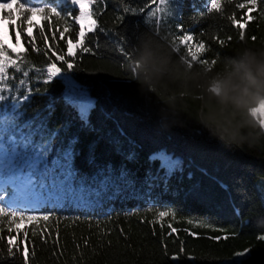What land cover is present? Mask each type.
I'll list each match as a JSON object with an SVG mask.
<instances>
[{"label": "trees", "instance_id": "16d2710c", "mask_svg": "<svg viewBox=\"0 0 264 264\" xmlns=\"http://www.w3.org/2000/svg\"><path fill=\"white\" fill-rule=\"evenodd\" d=\"M220 2L218 13L206 10L208 0H183L178 19L173 8L170 15L157 13L149 23L150 13L161 7L158 0H98L90 6L97 28L85 37L92 51L73 49L77 55L71 59L78 70L64 73L71 80L56 77L45 85L30 73V86L40 91L22 102L19 113L0 111V146L13 156V170L28 175L31 198L42 203L35 207L38 212H27L39 219L0 216V264H264V240L259 238L264 230L253 224L264 212L256 186L264 179V144L251 150L227 148L194 120L186 127L161 130L154 116L158 97L141 95L131 62L120 51L123 38L147 31L176 60H190L189 45L196 52L201 42L211 50L197 55L209 60L216 53L232 55L245 42L264 43V0L255 6L250 0ZM240 3L247 7L239 8ZM32 4L42 6L43 0ZM15 8L14 0L8 10ZM69 10L71 17L60 22L41 15L33 21V14L34 26L24 24L26 31L21 30L19 11L15 20H6L13 41L19 51L26 50L34 67H46L67 52L68 38L73 43L78 39V6L69 5ZM1 13L3 18L6 12ZM65 26L69 32L61 39ZM40 27L47 40L40 36ZM181 35H192L193 41L180 45ZM217 38L227 46L218 45ZM15 77L18 81L20 74ZM6 84L19 89L16 97L23 94L14 80ZM75 86L93 101L86 120L65 100ZM183 103L194 115L199 105L195 94H187ZM161 152L180 161L171 175L153 159ZM9 177L8 169L0 174L1 181ZM6 190L15 196V188L4 186L0 200H7ZM158 211L176 215L159 217ZM249 220L252 225L246 226ZM245 250L247 256L233 260Z\"/></svg>", "mask_w": 264, "mask_h": 264}, {"label": "clouds", "instance_id": "9594fccd", "mask_svg": "<svg viewBox=\"0 0 264 264\" xmlns=\"http://www.w3.org/2000/svg\"><path fill=\"white\" fill-rule=\"evenodd\" d=\"M131 69L143 97H158L154 116L161 130L186 127L194 120L227 148L256 149L264 144V43H243L232 55H219L214 66H189L173 58L169 47L152 31L140 35ZM195 94L194 115L184 100ZM264 230V212L253 218Z\"/></svg>", "mask_w": 264, "mask_h": 264}, {"label": "snow or ice", "instance_id": "6c2138e0", "mask_svg": "<svg viewBox=\"0 0 264 264\" xmlns=\"http://www.w3.org/2000/svg\"><path fill=\"white\" fill-rule=\"evenodd\" d=\"M13 2V0H0V9L8 10L10 9V5ZM16 2V8L15 10H8L6 11V14L4 15V19L11 22L16 19V16L14 15L15 11H19L20 16L22 17L21 20V30H25L23 28L24 24H27L29 27L34 26L31 20V17L33 14H39L41 15L42 19L44 20H50L51 18H55L57 22L60 21H66L68 18L71 17V12L69 10V5H71L73 8L78 6V18L76 19V23L79 25L78 29V39L75 43H73L72 38H68L66 40L67 45V52L64 54H59L55 56V61L62 62L64 66L66 67H58L57 63L55 61L50 62L46 67L40 68V67H34L33 62H31L30 57L27 55L26 50L24 52L19 51L15 46L8 45L7 41L4 39L3 35L0 34V82L4 83V87H0V102H6V103H0V110H11L15 111L16 113L20 112L21 104L22 102H29L32 98L33 93H39V89H34L30 86L29 76L30 73L33 74L34 79L41 80L43 84L47 85L49 84L54 78L61 77L64 81H70L71 76H68L64 73L67 72H73L78 69L75 68V65L71 58L75 57L77 55L76 52L73 51V49H80L84 53H88L92 51V48L88 47L85 44V37L86 33L94 32L97 28V21L94 19V12L91 9V5L98 2V0H43L42 6H37L32 4V0H15ZM161 7L157 8L155 11H152L150 13V16L148 17V22L151 23V18L155 17L157 13L164 12L167 15H170L173 11V8L176 10V18H179V11L184 8L183 0H158ZM227 2H231V0H227ZM251 4L253 6L256 5L257 0H250ZM209 7L206 8L208 12L216 11L221 12V2L220 0H208ZM239 8H246L247 5L244 3H240L237 5ZM193 8H195V4L192 5ZM251 10V9H250ZM125 12H128L129 9L127 7L124 8ZM135 11V10H133ZM182 28V25H180ZM69 32V27L65 26L63 28V31L59 32L60 38H65V33ZM39 34L44 39L47 40V36L45 34L44 27L39 28ZM29 36H31V33H28ZM140 35L134 34L132 37H125L121 40V44L124 45L120 49V51L124 54L127 62H132L133 60V54L135 51V47L133 44V41H135V45L138 42ZM15 38L17 43L20 41V32H16ZM35 38H33L34 41ZM229 40L231 38H228ZM240 39H244V34H240ZM193 41L192 35H181L179 37V44L180 45H189V42ZM32 43V42H30ZM217 43L220 46H227L224 39L217 38ZM7 45V47H6ZM8 49H11V52L15 54L16 58L13 59L12 56L9 55ZM39 51V49H36ZM177 51L179 48L177 47ZM211 49L206 47L205 43H199L197 45V51L193 52L192 47L189 45L187 51L190 54L191 59L190 60H184L189 64V66L194 65L193 62H197L200 65H207V66H214L217 59H218V53L215 54V58H212L211 60L204 58L201 59L198 57L197 52L199 53H205L206 51H210ZM67 57V58H66ZM51 61V58H49ZM27 65V67H25ZM9 68L13 70V75H9ZM130 71L132 72L131 65H130ZM19 73L20 78L18 81H16L15 74ZM128 78H132L129 76ZM12 79L16 83H18L21 87L24 88V92L21 96L16 97L15 92L19 89L15 88V84L12 87H9L6 84V81ZM10 96L12 97L10 99ZM65 100L68 104L77 107L79 109V115L82 120H86L88 117L89 109L93 105V101L88 98L86 91L80 88V86H75L74 90L70 91L66 94ZM258 112L260 123L264 125V111L256 110ZM44 155L47 156V151L44 152ZM153 159H159L161 161V169L166 170V175H171L174 169L179 168L180 161L177 159H174L172 156L166 155L164 153H159L158 156L153 157ZM4 193H7L8 198L7 200H0V216H6L11 217L12 221L15 220V218L20 217L22 219H39L38 216L28 215V211L38 212L39 208H31V209H24L19 208L17 209V204L11 203L14 199L13 195L10 194L9 191H5ZM3 193V194H4ZM2 195V194H0ZM259 205H260V211H264V187L260 190V198H259ZM9 209H17L9 211ZM148 211H153L151 208L148 209ZM156 215L159 217H167L172 216L175 217V212L170 211H158L156 212ZM243 214L241 213V216ZM44 220H48L49 216L44 215ZM189 223H192V221H188ZM252 221L249 220L246 222V226H251ZM200 227H207V225H200ZM35 235V233H33ZM25 236H27V233H25ZM261 240H264V235H261L259 237ZM11 240H8L9 244V254H12V248H11ZM239 256H244L245 253H237ZM237 264H246L245 261L241 260L238 261Z\"/></svg>", "mask_w": 264, "mask_h": 264}, {"label": "rangeland", "instance_id": "374dc122", "mask_svg": "<svg viewBox=\"0 0 264 264\" xmlns=\"http://www.w3.org/2000/svg\"><path fill=\"white\" fill-rule=\"evenodd\" d=\"M13 5H14V0L11 3L10 8ZM2 10H4L5 12L8 11L5 9H0V34H2L3 37H5L6 39H9L7 41L8 45H13L18 50H20V47L17 46L15 44V42L13 41L11 30H10V27H9L7 21L2 18V13H1ZM39 19H40L39 14L33 15V21H38ZM12 159H13V156L11 155V153L9 151H7V149L3 145H1L0 146V174L2 171H5L8 169L9 173H10V178L8 180H6V183H3V184L0 183V187H3L4 185L7 184V185L15 188V190H14L15 196H14V199L12 201H10L11 203H15L17 205L21 204V205H25V206L36 205L38 203V201L36 199L31 198L30 191L28 190V187H27V182L29 181L28 175H25L19 171L13 170V168H12L13 165L11 164ZM41 160H42L41 158L39 160H37L34 163L35 164L34 166L36 167ZM256 186L260 192L261 188L264 187V179L263 178L258 179L256 182ZM243 252L245 253L244 256L237 255L233 260L238 261L241 258L247 256L249 253L248 250H245ZM223 264H226V263H223Z\"/></svg>", "mask_w": 264, "mask_h": 264}, {"label": "bare ground", "instance_id": "6f19581e", "mask_svg": "<svg viewBox=\"0 0 264 264\" xmlns=\"http://www.w3.org/2000/svg\"><path fill=\"white\" fill-rule=\"evenodd\" d=\"M4 39L6 40V41H8L9 39H6L5 37H4Z\"/></svg>", "mask_w": 264, "mask_h": 264}]
</instances>
